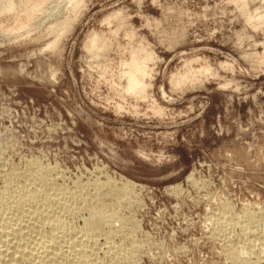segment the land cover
<instances>
[{"label": "rangeland", "instance_id": "rangeland-1", "mask_svg": "<svg viewBox=\"0 0 264 264\" xmlns=\"http://www.w3.org/2000/svg\"><path fill=\"white\" fill-rule=\"evenodd\" d=\"M83 3L58 48L42 53L71 15L68 4L12 35L2 27L14 26V15L0 14V189L33 160L54 167V181L68 189L130 182L134 203L122 214L137 223L126 242L135 245L131 264H233L221 227L234 241L240 228L223 223L225 206L231 217L246 209L264 216V27L248 26L250 37L238 42L245 21L235 0ZM117 11L125 30L105 21ZM131 29L139 42L126 35ZM94 31L113 44L108 73L86 64ZM141 42L157 58L148 100L119 94L120 59ZM185 71L199 81L176 87L173 77Z\"/></svg>", "mask_w": 264, "mask_h": 264}, {"label": "bare ground", "instance_id": "bare-ground-1", "mask_svg": "<svg viewBox=\"0 0 264 264\" xmlns=\"http://www.w3.org/2000/svg\"><path fill=\"white\" fill-rule=\"evenodd\" d=\"M262 1L235 0L245 21L244 29L237 33L238 42L239 39L240 42L243 39L247 40L245 36L248 35V26L249 28L253 27V30L264 27V2ZM255 2L259 3L256 4ZM63 3L68 4V12L71 15L59 22V25L56 24L57 27H51H56L55 32L52 29L55 34L54 38L44 48L39 49V52L54 50L58 48L59 42L61 43V37L64 33L66 34L73 21L77 19L84 4L83 0H0V14H12L15 19L13 20L16 22L14 26L4 27L3 25L2 27L1 25V27L5 33L8 32L9 34L26 29L41 16L43 19L45 16L51 18L50 16H53V13ZM49 4L55 5L53 8L49 7L48 10ZM48 11L49 14H46ZM124 20L125 18L120 11L112 13L105 19L108 23L116 21L117 29L124 28L125 30L127 25ZM126 35L134 41V38L138 37L135 36L132 29L130 32L127 31ZM86 37L83 47L88 58L86 64L89 63L88 66L90 67L95 64L103 73H108L109 53L113 44L103 33L94 31ZM146 45L149 44L141 42L135 45L131 43L130 46L127 45L129 47L128 58L120 57L122 59H120V66L117 65L119 68V73L117 71L118 82L120 81L119 85H121L120 90L122 91L120 93L119 90L120 95H130L131 98L144 100L148 98V90L150 92L149 88H152L150 78H153L154 69L151 64L157 58L154 51L149 50L150 45ZM258 61L263 63L264 56L259 57ZM96 66L94 67L96 68ZM52 67L54 69V66ZM196 75L185 71L175 75L172 82L176 87L183 88L187 84L189 86L192 81L195 84L198 80ZM53 77H56L54 73L52 74ZM119 85L117 84L118 88ZM154 112L164 114L159 108L157 111L154 109ZM2 145H0V149ZM1 151L0 154H3ZM3 161L5 163V160ZM54 171V167L45 166L37 160H33L30 161L29 167L22 175L17 169H14L5 177L4 186L0 189V264H131V255L135 252V245H126V242L130 241L131 236L136 231L137 223L135 224L130 216L129 218L125 217L122 210L132 209L136 191L135 184L126 182L127 184L122 183L121 187H117L115 186L117 183L110 179L105 183L98 181L86 185L78 183L74 189H68L56 184L52 177ZM18 175H21V179H19L20 176L17 177ZM110 198L116 199L115 205L110 204L111 207L108 203ZM232 209L233 207L229 204L225 206L224 215L222 214L223 223H227L228 221L225 220H229L232 222V226L240 228V234H235L236 240L234 241L229 236L230 231L228 233L227 229L221 227L226 232L224 233L228 245L225 249L228 256L233 264H260L259 257H256L255 252H253V248H255L253 246L257 243L256 241L254 244L255 240H260L259 244L264 247V216H259L256 211L244 209L243 215L239 216L234 213L236 216L231 217L232 214L230 216L228 214ZM115 222L119 226L116 229L120 234L118 235L120 236L118 243L115 242L116 238L111 237V233L116 232H112V225Z\"/></svg>", "mask_w": 264, "mask_h": 264}]
</instances>
